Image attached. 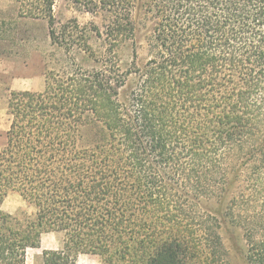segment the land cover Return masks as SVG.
<instances>
[{
  "label": "trees",
  "instance_id": "obj_1",
  "mask_svg": "<svg viewBox=\"0 0 264 264\" xmlns=\"http://www.w3.org/2000/svg\"><path fill=\"white\" fill-rule=\"evenodd\" d=\"M14 1L21 16L48 20L54 42L67 31L55 25L64 2L98 19L107 53L130 41L137 55L144 38L148 58L121 99L126 76L108 67L11 92L0 264H27L48 231L66 238L45 264L79 253L214 264L223 219L242 229L247 261L264 264V0ZM10 191L35 211H3ZM210 199L222 215L202 209Z\"/></svg>",
  "mask_w": 264,
  "mask_h": 264
},
{
  "label": "rangeland",
  "instance_id": "obj_2",
  "mask_svg": "<svg viewBox=\"0 0 264 264\" xmlns=\"http://www.w3.org/2000/svg\"><path fill=\"white\" fill-rule=\"evenodd\" d=\"M54 13L56 27L67 29L59 42H54L50 37L47 19L21 16L14 0H0V153L6 144L7 131L12 121L8 110L11 92H41L46 87L49 75L57 79L66 76L67 79L81 72L92 75L108 67L114 69L112 74L118 73L121 79L126 76L127 86L117 89V99H121L139 78L137 68L143 67L148 58L144 38H141L137 55L133 53L130 41L107 53L110 41L99 37L93 30L94 25L99 24L98 19L68 7L64 2L57 3ZM76 24L79 25L78 34ZM145 32L142 30L141 34ZM85 43L89 48L84 46ZM1 209L11 214H19L23 210L29 214L35 211L16 191L7 194ZM202 209L222 215L221 203L216 199L203 200ZM220 234L223 259L214 264H250L247 261V243L242 229L223 219ZM65 238L63 231L43 233L40 246L27 249V264H45L43 252L64 250ZM76 264H104V258L99 254L79 253ZM189 264L211 263L200 258Z\"/></svg>",
  "mask_w": 264,
  "mask_h": 264
}]
</instances>
